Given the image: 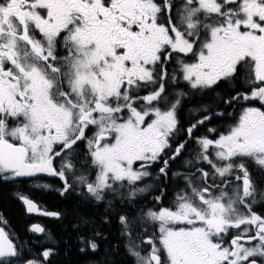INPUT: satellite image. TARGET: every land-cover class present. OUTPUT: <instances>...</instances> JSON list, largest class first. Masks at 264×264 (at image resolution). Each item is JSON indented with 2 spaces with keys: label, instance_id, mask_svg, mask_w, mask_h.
Returning a JSON list of instances; mask_svg holds the SVG:
<instances>
[{
  "label": "snow or ice",
  "instance_id": "obj_1",
  "mask_svg": "<svg viewBox=\"0 0 264 264\" xmlns=\"http://www.w3.org/2000/svg\"><path fill=\"white\" fill-rule=\"evenodd\" d=\"M174 54L190 88L203 91L239 77L247 92L224 103L258 100L261 107L242 108L215 139L196 138V159L212 171L183 175L185 187L171 207L143 213L157 225L142 241L150 248L142 254L130 239L128 252L135 264H264V215L252 210L264 203V190L258 201L246 166L264 173V0H0V177L58 176L63 194L71 187L66 173H75L79 162L90 165L94 179L82 172L75 182L96 201L106 193L119 198L125 182L130 200L145 192L135 185L153 175L148 169L163 160L159 173L166 177L169 161L187 143L166 154L179 131L180 100L158 105L168 103L166 62ZM146 88L153 90L141 96ZM210 118L188 127L189 138ZM20 199L29 213L38 211L32 200ZM119 221L131 237L128 218ZM19 257L0 227V264Z\"/></svg>",
  "mask_w": 264,
  "mask_h": 264
},
{
  "label": "trees",
  "instance_id": "obj_2",
  "mask_svg": "<svg viewBox=\"0 0 264 264\" xmlns=\"http://www.w3.org/2000/svg\"><path fill=\"white\" fill-rule=\"evenodd\" d=\"M207 133L208 130L203 129V134ZM258 177L256 186L259 190H264V176L258 174ZM45 179L46 181L37 183L48 185L43 190H37V184L30 178L16 179L9 184L0 180L1 225L19 249L20 261H25L45 249H56L58 255L51 253L45 264H134L127 249L130 242L128 234L119 221L122 213L130 207L128 204L112 201L113 208L107 209L101 203L90 201L93 207L89 208V204L80 203L75 196L76 192L66 195L65 200L59 198L56 195L61 196V189L56 186V181L53 178ZM22 195L30 196L44 210L59 213L60 219L53 221L26 215L19 200ZM252 210L264 215V203L253 205ZM133 216L135 215L130 214L131 219L128 218L129 225L135 221ZM32 223H39L43 227L41 235L29 231ZM129 231L134 236L138 233L135 226H130ZM87 233L89 234L81 241L83 248H90L88 241H94L98 247L93 253H80L79 236Z\"/></svg>",
  "mask_w": 264,
  "mask_h": 264
},
{
  "label": "flooded vegetation",
  "instance_id": "obj_3",
  "mask_svg": "<svg viewBox=\"0 0 264 264\" xmlns=\"http://www.w3.org/2000/svg\"><path fill=\"white\" fill-rule=\"evenodd\" d=\"M176 2L178 4V0H176ZM174 14H175V9H173V15ZM60 54H63L62 50ZM180 55L183 56V54ZM184 58L189 59L188 57H184ZM166 68L168 72V77L166 78L165 81L164 97L166 98L168 103L165 104L164 102H161L158 106L162 108H166L171 103H175L176 99L180 100V103L176 109L177 119L179 121L178 124L179 131L176 133L175 138L171 142L172 148L166 149V154L171 155V153L175 150L178 144L187 141L181 154L174 161L171 160L169 161V169L167 171V176L165 177L164 175L159 173V169L163 166V160H161L158 163H154L148 169L153 175L147 177V179L143 181V185H145L146 187H147V182H150V188H148V190H146L145 192L138 193L135 196V198L130 200L128 198V192L130 189L127 186V183L125 182V187L119 189V192L121 193L119 198L114 194L106 193L104 200L96 201V200H91V198H88V195L90 194L87 192L86 186H83L75 182L74 177L76 175H80L82 172L84 174H89L90 179H93L94 176L90 174L91 172L90 165L86 168L82 166L81 163L77 162L75 173L73 172L66 173L68 183L71 185V187L68 189V191L63 192L61 196L60 195H56V196L65 200L66 195L76 192L75 196L76 198L79 199L80 203L86 205V204H90V201H93L94 203H101L107 209L113 208V202L128 204L132 208V213H130V207H128V209L124 211L122 215H125L127 218L131 219V217H129L130 214L131 215L134 214L135 216H133V218L137 224L148 223L149 225L153 224L154 226V223L145 221V219L143 218V213H146L148 209L159 210V208L161 207H171L172 206L171 202L174 200L176 193L185 187V181L183 179V175H191L192 173H195L196 177L198 178L200 176V173L197 171V169L202 168L204 171H208V172L212 171L208 164L196 159V155L200 150L198 145L196 144V138H199L204 135L203 129L205 128L207 130L209 128L217 129L216 133H209V132L207 133V135L210 138L215 139L220 132L225 131L228 125L235 122V119L238 118L242 108L261 107V103L258 100L240 101V102L233 101L231 105L224 103V100L231 99V97L235 96L237 92H247L249 86L243 84V82L240 80L239 77L236 79V82L234 84L221 81L218 85L214 86L211 89L200 91L198 89L190 88L188 83L182 79L181 73L179 71V66L176 63L175 54L173 55V58L170 61L166 62ZM157 71L159 72V65L157 66ZM173 73H175L177 77L175 83H173L171 80V76ZM151 90L153 89L152 88L142 89L140 95L141 96L146 95ZM178 94H182V95H178ZM217 113H223V115L222 116L217 115ZM205 116H209L211 118L209 120H206L202 125L198 124L192 133V137L189 138L187 133L188 127H190L197 120L202 119ZM220 129L222 130L220 131ZM88 134L89 135L91 134V130H88ZM76 152L79 153V159L81 161L86 158L84 143L82 142L78 143V145L76 146ZM186 161H192V163L186 165L185 164ZM246 166L248 167L256 185V183H258L259 181L258 174L264 176V173H261L259 171H252L251 164L249 162L247 163ZM176 172H179L182 175L176 177L173 175ZM52 177L53 180L56 181L57 183L56 186L61 189V193H62V190L64 188V181H62L58 176H52ZM24 178H30V177H15L7 180L0 177V180L1 182L4 181L7 184H9L13 180L24 179ZM208 183L209 184L213 183L211 176H209L208 178ZM215 183L217 184L220 183L219 177H217ZM139 185L140 183L136 184L135 187L140 188ZM262 190H259L257 188L256 198L258 201H260L259 193ZM22 196L30 198V196H25V195ZM157 196L161 197L159 201H156ZM20 197L21 196H19V198ZM110 201L111 202L113 201L111 203V206L109 203ZM0 226H2L1 220H0ZM146 234L147 232H145L143 236H145ZM146 239L147 238H145L144 241ZM143 244L147 245L146 243ZM86 251H88L89 253H93L96 250L93 251L92 249L91 250L79 249L80 253H86ZM147 251L148 248L142 254H146ZM52 253L57 254L58 250L52 251ZM131 257L133 263L135 264L134 257L133 256Z\"/></svg>",
  "mask_w": 264,
  "mask_h": 264
},
{
  "label": "rangeland",
  "instance_id": "obj_4",
  "mask_svg": "<svg viewBox=\"0 0 264 264\" xmlns=\"http://www.w3.org/2000/svg\"><path fill=\"white\" fill-rule=\"evenodd\" d=\"M251 164V168H252V171H257L255 166L249 162ZM49 178H53L52 176H48L46 174H40L38 177H30L31 181H34L35 184H37L38 182H44L46 181ZM93 179H94V176H93ZM147 178H145L144 180L140 181V182H137V184L140 183L139 187L140 188H146L148 190V188H150V182H147V187L145 185H143V181H145ZM84 186V185H83ZM37 190H43L44 188L43 187H37ZM88 198H91V200H95L94 197H92L91 195H88ZM97 204V203H96ZM259 204V203H258ZM130 226H133L132 223H130ZM135 227H137V230H138V233L136 236L132 235L131 234V237H129V235H127V237L129 238V240L131 239V241H134L136 245H139V249L142 253L148 248H150V245H145L142 243V241H144L145 238H148V237H151L153 235V232L156 231L157 229V225L153 224L152 225H149L148 223H140V224H135L134 225ZM154 227V228H152ZM147 232V234L145 236L144 233ZM78 243L80 245V248L81 250H84L85 248H83L80 240H78ZM18 245L20 246V242H18ZM19 250V249H18ZM52 249H45L44 251L40 252V253H37L35 255H32L31 258L29 259H26L25 261H29V260H32V261H37L38 264H45V261L46 259L48 258H45L43 256V252L45 251H50V254L52 253L51 251ZM88 250H91V248L88 247ZM20 258V257H19ZM135 260V259H134ZM23 261H20L19 259L16 261V264H22Z\"/></svg>",
  "mask_w": 264,
  "mask_h": 264
},
{
  "label": "water",
  "instance_id": "obj_5",
  "mask_svg": "<svg viewBox=\"0 0 264 264\" xmlns=\"http://www.w3.org/2000/svg\"><path fill=\"white\" fill-rule=\"evenodd\" d=\"M23 197H24V196H23ZM26 198H27V197H26ZM28 199H30V198H28ZM19 200H20V202L22 203V205L24 206L25 213H26V215H28V216L42 217V218H47V219H50V220H56V219L59 218V216L57 217V216H51V215H43V214H41V212H48V213H57V212H54V211H47V210H44V209L40 208L39 205H38L34 200H32V199H30V200H32V201L37 205L38 211H34V212L29 213V212L26 210V205L23 203V201H22L20 198H19ZM33 225H39L40 227H42L39 223H32V224L29 226V231H30L31 233L36 234V235H41L43 232H34V231H31V228H32ZM0 227H2V226H0ZM42 228H43V227H42ZM5 231H6V230H5ZM6 233H7V232H6ZM10 239H11V238H10Z\"/></svg>",
  "mask_w": 264,
  "mask_h": 264
},
{
  "label": "bare ground",
  "instance_id": "obj_6",
  "mask_svg": "<svg viewBox=\"0 0 264 264\" xmlns=\"http://www.w3.org/2000/svg\"><path fill=\"white\" fill-rule=\"evenodd\" d=\"M89 208L90 207H93L91 204H89V205H87ZM60 214H59V218L58 219H56V220H53V221H57V220H59L60 219ZM115 218H117V215H115ZM82 231H84V230H82ZM89 233H87L86 235L84 234H82V235H80L79 236V239H80V242L85 238V236H87ZM118 237L120 238V234L118 233ZM51 251H56V249H52ZM58 255V253L56 254V256Z\"/></svg>",
  "mask_w": 264,
  "mask_h": 264
}]
</instances>
